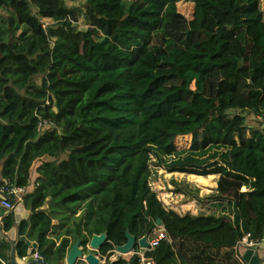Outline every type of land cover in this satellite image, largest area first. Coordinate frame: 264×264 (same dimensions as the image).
<instances>
[{
  "label": "trees",
  "instance_id": "trees-1",
  "mask_svg": "<svg viewBox=\"0 0 264 264\" xmlns=\"http://www.w3.org/2000/svg\"><path fill=\"white\" fill-rule=\"evenodd\" d=\"M235 99L259 128L231 114ZM43 120L56 127L39 130ZM178 139L192 152L229 148L233 170L207 175L220 174L216 199L232 216L181 215L152 190L147 148L173 156ZM35 153L32 173L53 179L22 195L31 215L20 235L49 264L104 233L105 264H139L137 254L112 260L114 250L127 231L156 230L165 238L145 252L155 264H246L237 245L264 235L263 0H0V179L27 188L22 165ZM14 226L5 215L3 229Z\"/></svg>",
  "mask_w": 264,
  "mask_h": 264
},
{
  "label": "rangeland",
  "instance_id": "rangeland-1",
  "mask_svg": "<svg viewBox=\"0 0 264 264\" xmlns=\"http://www.w3.org/2000/svg\"><path fill=\"white\" fill-rule=\"evenodd\" d=\"M178 6L179 10L186 16H193L194 6L192 2L181 1L178 3ZM202 20V14L200 12L199 17L191 24L192 29H199L202 25ZM187 44L188 42L184 46H187ZM234 104L235 108L231 114H243L247 117L248 125L253 128L260 127L261 120L256 119L250 113V104L244 102L242 99H235ZM176 145L178 151L173 156H166L157 149L147 148L151 156V188L152 190H157V195H159L158 197L161 201L164 199L171 201V204L164 206L168 210H172V205H174L176 207L174 210L181 215L191 213L193 216H232L231 207L216 199V183L218 184L220 174L207 175V173L222 172L224 169L233 170L228 162L229 148L213 145L205 151L192 152L187 149L186 143L180 139L177 140ZM211 177L214 178L213 181ZM200 178H204L208 183H202L199 181ZM249 186L248 188L246 187V190L251 188L252 181H250ZM180 189L189 192L188 195L193 198L196 195L199 197L193 199L194 201L192 198L186 199V197L178 199L177 197L181 195L178 192ZM48 201H53V199L49 197ZM185 202L186 204L190 203L192 205L185 207L186 210L183 211L178 205L181 204L183 206Z\"/></svg>",
  "mask_w": 264,
  "mask_h": 264
},
{
  "label": "water",
  "instance_id": "water-1",
  "mask_svg": "<svg viewBox=\"0 0 264 264\" xmlns=\"http://www.w3.org/2000/svg\"><path fill=\"white\" fill-rule=\"evenodd\" d=\"M4 182L0 179V188ZM14 195H9V199L14 200ZM0 198H4L0 196ZM7 213L2 212L1 215ZM15 226L6 232L3 229V225L0 223V233H1V241L0 248L4 243L10 245V249L7 252L8 256V264H49L46 259V250L41 251L39 253V258L35 259L34 253L38 251L39 246L36 242H32L28 239L27 233L24 235H20V224L23 220H28L31 212L28 211L25 206L20 203L17 205L15 211L13 212ZM157 225L159 227L162 226V222L158 220ZM127 242L122 246H117L115 248V254L119 256H129L132 255L137 248L143 250H149L151 248V244L149 241V236L145 235L139 239L133 236L130 231L126 232ZM107 242V235H94L87 247H83L81 245V241L77 240V242L71 247L68 251L66 259L63 264H105L106 257H101L99 251L103 248L105 243ZM20 243H24L27 250V258L24 260L17 255V247ZM96 252V253H94ZM239 253L243 257V260L246 264H264V250L259 249H247L245 247L239 248Z\"/></svg>",
  "mask_w": 264,
  "mask_h": 264
},
{
  "label": "built area",
  "instance_id": "built-area-1",
  "mask_svg": "<svg viewBox=\"0 0 264 264\" xmlns=\"http://www.w3.org/2000/svg\"><path fill=\"white\" fill-rule=\"evenodd\" d=\"M56 126L55 124L47 121V120H43L39 123V130H48V129H54ZM246 187H243L242 191L245 192ZM26 191V187H17V186H10L7 183H3L1 185L0 188V196H3L4 198H0V223L3 225V218L5 215L8 214H13V212L15 211L16 207L18 204H20L22 202V195L25 193ZM247 191V190H246ZM13 194L14 200L12 201L11 199H9V195ZM7 213L4 215H1V213ZM165 238V234L163 232V230H159L158 233V237L151 241V247H155L158 245L159 241L161 239ZM0 240H1V233H0ZM245 247L247 249H255V250H259V249H263L264 250V235L262 236V239L260 240H254L251 237V234H247L245 235V237L242 239V241L237 245L236 247V255L239 259V261L241 263H245V261L243 260V257L240 255L239 253V248L240 247ZM147 250H143L140 249L139 252H134L133 254H137L140 257V263L139 264H155L154 261L149 260L145 257V252ZM115 252V250H114ZM132 254V255H133ZM119 255H114L112 256V260H117ZM34 257L35 259L39 258V253H34ZM27 257H23L22 259H26Z\"/></svg>",
  "mask_w": 264,
  "mask_h": 264
},
{
  "label": "crops",
  "instance_id": "crops-1",
  "mask_svg": "<svg viewBox=\"0 0 264 264\" xmlns=\"http://www.w3.org/2000/svg\"><path fill=\"white\" fill-rule=\"evenodd\" d=\"M43 158V154H41V153H35L34 155H33V157L31 158V160L29 161V163H24L23 164V166H25L26 168H27V179H30V181H29V184H28V186H27V188H26V192H28V191H33V185H32V183L33 182H36V181H39V184L40 183H42V178H44V177H46V178H50V179H53V177L51 176V174H49V173H47V172H44V173H42L41 175H39V174H33L32 173V168L34 167V165H35V163L38 161V160H40V159H42ZM22 167V166H21ZM28 168H29V170H28ZM206 181V180H205ZM211 181V180H210ZM213 181V180H212ZM206 183H208L207 181H206ZM218 186V184L216 183V187ZM155 193H157V190L156 189H154L153 190ZM179 194H181L180 195V197H177L178 199L179 198H185L186 197V199L187 198H189V199H191L192 198V200L195 198H193V197H191L190 195H187V194H185V193H179ZM184 197H183V196ZM159 196V195H158ZM58 197V196H57ZM48 199H49V197H48ZM47 199V200H48ZM196 199V198H195ZM194 201V200H193ZM162 202L164 203V205H166V204H171V201L170 200H166V199H164V200H162ZM190 205H192V204H186V202L183 204V206H181V204H179L178 206H180V208L184 211V210H186L185 209V207H189ZM173 206V208H172V210H174V208H176L174 205H172ZM158 233H159V231H155L151 236H149V241L151 242V241H153V240H155L157 237H158ZM131 256V255H130ZM130 256H126V258H129ZM118 257H121V256H118Z\"/></svg>",
  "mask_w": 264,
  "mask_h": 264
}]
</instances>
